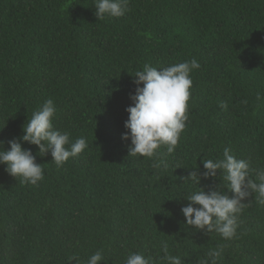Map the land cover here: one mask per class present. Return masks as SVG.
I'll return each mask as SVG.
<instances>
[{"label":"trees","instance_id":"obj_1","mask_svg":"<svg viewBox=\"0 0 264 264\" xmlns=\"http://www.w3.org/2000/svg\"><path fill=\"white\" fill-rule=\"evenodd\" d=\"M95 0H0V141L23 135L33 111L52 99L53 127L88 147L62 166L30 149L43 169L37 185L0 165V264H124L131 253L161 259V241L182 264H264V205L250 194L236 235L224 240L185 225L186 196L226 191L223 174L187 180L202 160L230 148L264 168V0H129L124 16L98 20ZM195 58L185 128L169 154L128 156L125 109L144 64ZM143 86L142 84L140 85ZM231 195V193H228ZM195 206V205H194Z\"/></svg>","mask_w":264,"mask_h":264},{"label":"clouds","instance_id":"obj_2","mask_svg":"<svg viewBox=\"0 0 264 264\" xmlns=\"http://www.w3.org/2000/svg\"><path fill=\"white\" fill-rule=\"evenodd\" d=\"M128 4L129 0H95V15L98 20L105 15L120 18L127 12ZM199 68V62L192 58L160 68L159 71L146 63L142 70L135 72L133 82L137 87L130 95L132 104L125 109L128 118L124 128L127 131L121 136L122 140L130 139L128 156L151 158L158 155L156 150L161 146H165L169 154L174 152L188 119L187 102L192 86L190 73ZM55 113L53 100L47 99L33 111L30 119L27 118L22 126V136L8 141L7 149L3 147L4 141H0V165H5L9 175L20 177L21 183L37 185L44 175L31 150L23 148L21 142L35 145L40 156L50 153L57 167L88 147L83 136L71 142L67 131L53 127ZM230 153L231 149L226 147L222 158L202 160L204 171L200 172L195 167L186 178L197 187L202 178H216L219 171V176L223 174V179L227 181V192L220 191L219 185L216 190L207 192L197 187L198 190L184 198L189 203L181 207L185 225L207 234L216 232L226 241L235 237L238 216L246 205L243 201L250 194L255 193L257 202L264 205V168L256 170L259 181L256 182L249 178V162L237 159ZM224 248L221 245L210 249L206 254L207 259L201 264H219ZM161 251L164 253L161 257L164 264H182L181 256L169 253L167 240L161 241ZM103 259L102 250H97L88 258L87 264H100ZM72 261H78V257L69 256L68 264ZM124 264H154V261L141 253H131Z\"/></svg>","mask_w":264,"mask_h":264}]
</instances>
